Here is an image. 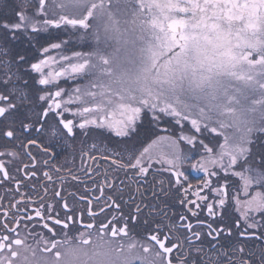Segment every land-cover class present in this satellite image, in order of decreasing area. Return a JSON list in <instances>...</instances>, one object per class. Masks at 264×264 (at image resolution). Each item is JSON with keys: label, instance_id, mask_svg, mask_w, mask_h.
I'll return each mask as SVG.
<instances>
[{"label": "snow or ice", "instance_id": "snow-or-ice-1", "mask_svg": "<svg viewBox=\"0 0 264 264\" xmlns=\"http://www.w3.org/2000/svg\"><path fill=\"white\" fill-rule=\"evenodd\" d=\"M42 3L43 0H22L15 19L0 22V30L10 33L13 39L17 31L47 33L45 44L40 48L41 58L29 65L31 72L38 78L35 89L29 87V79L20 75L18 65L26 58L18 56L13 61L10 48L4 47L0 40V141L5 142L2 145L5 150L0 151V157H9L8 160L0 159V183L7 181L15 183L17 188L23 186L6 168L20 155L15 151L16 147H39L45 156L52 155L47 146L38 144V138L46 131L45 125H49V121L54 122L47 129L50 144L57 136L74 134L77 128L88 132L92 126L106 129L116 137L129 138L135 134L142 117L151 114L157 126L162 118H167L165 122L170 123L171 128L163 129L166 134L157 135L142 151L129 150L119 143L117 148L120 150L109 148L106 144L91 146V150L107 154L102 159L108 168L103 170L104 179L98 190L103 195L105 186L112 189L114 181L110 176H117L120 172L130 180H146L149 169L158 164L163 166V171L174 176V180L169 183L175 187L165 189L161 181L160 192L153 191V198L159 201L160 197L167 198L170 191H176L183 196L178 199L179 206L186 210L176 214V222H170L163 210H157L158 202L146 205L150 209L147 212L137 205L135 211L127 216L120 213L99 220L87 197L81 196L79 199L89 204V207L77 212L69 207L61 192L56 191L55 196L63 201L65 210L64 216H60L54 212L52 204L45 211L41 200H33L22 193L14 204L0 203V253H11L10 259L0 255V264H11L12 260H16L18 253L13 251V246L20 247L28 240L40 246L42 252H54L59 259L56 245L65 239H72V235H69L71 229L78 230L75 237L85 245L92 242L90 233L94 230L98 231L99 238L107 236L118 239V252L123 250L124 241L127 240L128 249L138 248L144 253L143 256L133 257L130 264H174V260L175 264H264V143H261L264 139V115L255 118L252 114V118H249V115L233 112L229 121H223L212 118L202 108L181 102L179 98L169 99L150 90L112 92L90 78L94 68L89 37L92 16L85 14L74 18L63 11L85 8L88 6L87 0H62L59 15H50ZM61 79L83 80L84 83H76L68 90L60 86ZM7 142H12L13 148L9 149ZM25 154L30 160H35L27 148ZM195 155L199 156V164L192 167L202 171L205 178L194 193L197 200H191L188 199V193L193 186L188 184V187H184L188 176L182 169ZM257 155L260 157L258 160L255 158ZM88 158L93 159L91 156ZM38 163L49 166L48 160ZM52 167L57 172L61 171ZM28 171L31 172V168ZM87 171L93 169L89 167ZM158 171L160 169H154V172ZM32 175L35 176V173L32 172ZM230 176L241 182L239 190L233 191L231 199L228 193V189L233 187L229 183ZM43 177L49 183L59 181L61 185L65 180L64 176L54 177L51 171L43 172ZM73 179L79 180V177L73 176ZM253 187L261 190L249 195ZM204 189H208L209 195H201ZM241 192L244 199L240 197ZM107 200L111 201V205H107L109 210L112 207L120 209L116 200L111 197ZM37 203L38 207H23L24 204ZM232 208L240 217V222L235 224L238 237L259 240L261 246L257 251L247 253L239 244L230 245V252L222 244L219 249L212 246L209 251H205L204 238L211 237L215 241L226 233L231 235L229 221L232 219ZM204 209L206 219H211L210 223L200 218ZM103 213L104 208H101L100 214ZM257 216L260 218L257 219ZM33 221L36 223L33 224ZM29 224L42 228L48 237L43 232H33L28 228ZM213 224L217 227L213 228ZM57 227L62 231V239L56 238ZM204 228L207 232L199 230ZM135 229L140 230V236L133 234ZM193 240L199 243L193 245ZM177 242H180V247H177ZM184 243L197 256L203 254L207 259L186 260L184 257L188 254L181 253ZM174 248L181 255L172 256ZM153 249L156 254L150 257L148 254ZM24 262L28 264L27 257H24Z\"/></svg>", "mask_w": 264, "mask_h": 264}, {"label": "flooded vegetation", "instance_id": "flooded-vegetation-1", "mask_svg": "<svg viewBox=\"0 0 264 264\" xmlns=\"http://www.w3.org/2000/svg\"><path fill=\"white\" fill-rule=\"evenodd\" d=\"M120 0H87L88 6L85 8H76V9H64V14L78 17L84 16L85 14L91 15L92 20L90 21V51L93 53L92 64L94 68L92 69L91 79L95 80L98 84L106 87L112 92H124L126 89H122V82L126 79L123 78L122 74L112 73V72H102L101 63H103L105 58L103 57V51L106 54L111 49V45L108 42L106 44L105 39L108 36L107 26L103 24L104 17L116 15L115 6L118 5ZM186 1V0H184ZM141 4L142 0H133L134 3ZM190 3L191 1L188 0ZM22 0H0V22L5 20L15 19L16 14L20 10V4ZM62 0H43L42 6L50 15H59L61 8ZM185 5H180L177 7V4L174 2L172 9L174 10L173 14L170 15L168 21L172 18H179L187 22L186 28L182 32H173L169 31L166 26V32L174 37L181 39L188 31H190L192 17L195 16L196 12L204 14L205 10L199 6L188 7ZM122 4H119L121 7ZM35 7V3H33ZM141 9L147 12V9L144 5L141 6ZM120 10V9H118ZM31 13V9H29ZM147 16L151 17L150 11H148ZM197 14V13H196ZM201 14V15H202ZM153 23V22H152ZM151 23V24H152ZM118 30V29H116ZM152 31V30H151ZM152 33V32H151ZM47 33H32L17 31L15 33V38H11L10 33H5L3 30H0V40L3 41V46L10 48V56L13 61L16 57L24 56L26 59L19 63L18 67L20 70V75L25 79H29V87L35 89L37 87L35 81L38 79L36 74L31 72L29 65L31 62H34L40 57V48L45 44V39ZM111 35H109V38ZM185 40H182L181 43H184ZM102 45V46H101ZM108 48H107V46ZM86 50V49H85ZM20 83V82H18ZM76 83H84L83 80L73 81L71 79H61L60 86L70 90ZM199 99H197L198 101ZM38 110V109H37ZM68 118H72L69 116ZM167 118H162L159 122V125L153 122L151 114H147L142 117L141 121L138 123L135 134L129 138L116 137L114 133L106 130L95 128L92 126V129L88 132L84 130L75 129L74 134H69L65 137L57 136L52 139L51 143H48L47 129L50 124L54 123L49 121V125H45L46 131L41 133L38 138V144H44L51 151V156H45L39 147H32L30 145L16 147L15 151L20 153L19 157L14 159L10 165H6L7 170L12 176H15L18 181L22 182L23 186L17 188V185L12 182L0 183V203L5 205L14 204L16 200L21 198L22 193H26L28 196H31L33 200H41L45 205V211H47V206L52 204L54 206V212L59 213L60 216H64L65 210L62 207L63 201L59 200L55 196L56 191H60L61 195L67 200L69 207L74 208L77 212L83 211L89 207V204L80 201L79 197H87L91 201L92 211L98 214L99 220H104L105 218H110L113 214H120L127 216L129 213L135 211L137 205L145 212L150 211L146 208V205H155L159 202V208L157 210H163L167 214V218L170 222H176L178 219L176 214L185 212L184 207H180L178 204V199H182V195H178L176 191H170L168 197H160L159 201L153 198V191L159 193L160 188L159 184L161 181L164 182V188L175 187V185H170V181L174 180V176L169 174L166 171H163V166L154 164L153 169H149V174L146 180L133 179L130 180L123 172H120L117 176H110V179L114 181L112 189H109L107 186L104 187L103 195H101L98 190V186L102 183L103 170L108 168V164L104 162L102 157H106V153L99 151L91 150V146L96 144L98 146L108 145L109 148L114 150H120L117 148V144L126 146L129 150L142 151L143 147H147L157 135L166 134L162 130L166 128H171V124L165 122ZM79 122L78 120L76 121ZM39 127V125H37ZM35 136V132L32 133ZM142 142V143H141ZM207 142V141H206ZM5 142L0 141V151H4L2 146ZM261 143H264L262 139ZM214 146V145H212ZM7 147L9 149L13 148L12 142H7ZM259 147V146H255ZM27 151H31L32 156L35 157V160H30L25 154ZM187 150V149H186ZM83 156V159H82ZM91 156L93 159H89ZM257 160L260 158L259 155L255 157ZM2 160H8L9 157H0ZM42 160H48L49 166L45 167L43 164L38 163ZM199 164V156L195 155L191 160H189L183 167L185 175L188 176V181L184 184V187H188V184H191L192 190L188 193V199L197 200L195 196L196 188L205 178V174L202 171H197L192 166ZM61 169L57 172L52 167ZM91 167L93 171H87ZM31 168V172L28 169ZM19 169V171H17ZM154 169H160L158 172H154ZM239 170V169H237ZM51 171V174L55 176H64L65 180L61 185L59 181L56 183H49L43 177V172ZM32 172L35 173V176L32 175ZM27 173V174H26ZM223 176V174H220ZM73 176H78L79 180L73 179ZM123 182V183H121ZM229 183L233 186L228 189L229 198L231 199L232 193L234 190H239L240 181L234 177H229ZM12 191H8V190ZM261 190L257 187H253L250 190V194H254L255 191ZM201 195H209L208 189H204L201 192ZM108 197L116 200V203L120 204V209L117 210L115 207H112L109 210L107 205H111V201L107 200ZM241 199H244L243 193H240ZM199 202V201H197ZM39 204L28 205L24 204L25 208H34L38 207ZM186 207H192L187 205ZM104 208V213L100 214V209ZM189 219L193 224L195 220L191 218V215L188 214ZM232 219L229 221L231 226V235L227 233L223 237H218L217 240H212L211 237L204 238V249L209 251L212 246H215L217 249L220 248L221 244L226 250L231 251L230 245L239 244L245 249V252L248 251H257L261 246L259 240L250 241L243 237H238V232L235 227L236 223L240 222L239 214L235 211L234 208L231 209ZM201 219H206V209L201 212ZM260 217L257 216V219ZM86 220V217H85ZM211 219H206V223H210ZM36 222L33 221V224ZM33 224H29L28 228L33 232H43V235L47 238L48 233L40 227H33ZM217 225L213 224V228H216ZM223 227V225H221ZM21 234H23V226H21ZM202 232H207V229H199ZM241 230H243V225L241 224ZM77 229H71L69 235L76 236ZM167 231V230H165ZM55 232L58 234L56 238H63L62 231L59 227L55 228ZM134 235L140 236V230L135 229ZM258 234V233H257ZM181 235H183L181 233ZM218 241V242H217ZM29 243L24 244L26 249L31 250V254L25 256L28 258V264H38L39 256L36 255L37 251L40 250V246H37L34 241L28 240ZM193 245H197L199 241L193 240L191 242ZM170 246V245H166ZM177 247H180V242H177ZM16 246H13V251L17 252ZM34 253V255H33ZM181 253H187L188 255L184 258L187 260L193 258L196 261L202 259H207V257L201 254L197 256L193 250L188 248V244L184 243ZM181 253H177L176 249H173L172 256H179ZM209 254H211L209 252ZM0 255H6L9 259L11 258V253H0ZM247 258V257H245ZM16 260H12L11 264H15ZM175 264V260H174Z\"/></svg>", "mask_w": 264, "mask_h": 264}, {"label": "rangeland", "instance_id": "rangeland-1", "mask_svg": "<svg viewBox=\"0 0 264 264\" xmlns=\"http://www.w3.org/2000/svg\"><path fill=\"white\" fill-rule=\"evenodd\" d=\"M190 1L120 0L116 15L104 17L111 49L102 52L106 62L99 71L134 77L121 88L179 98L214 119L264 115V0ZM174 2L176 8L201 3L205 10L195 13L181 39L166 32Z\"/></svg>", "mask_w": 264, "mask_h": 264}, {"label": "clouds", "instance_id": "clouds-1", "mask_svg": "<svg viewBox=\"0 0 264 264\" xmlns=\"http://www.w3.org/2000/svg\"><path fill=\"white\" fill-rule=\"evenodd\" d=\"M92 242L90 244L80 243L75 236L71 240L65 239L63 243L56 245V252L60 253L57 259L55 253L39 252L38 264H130L133 257L137 255L143 256L144 253L140 249H128V241H124L122 251H117L120 247V240L112 239L105 236L98 237V231L94 230L90 233ZM29 243L25 241V244ZM18 258L15 264H25L24 257L31 254L30 249H26L24 245L17 248ZM156 250L153 249L148 255L154 257Z\"/></svg>", "mask_w": 264, "mask_h": 264}, {"label": "water", "instance_id": "water-1", "mask_svg": "<svg viewBox=\"0 0 264 264\" xmlns=\"http://www.w3.org/2000/svg\"><path fill=\"white\" fill-rule=\"evenodd\" d=\"M187 26V22L179 18H172L167 22L169 31L182 32Z\"/></svg>", "mask_w": 264, "mask_h": 264}]
</instances>
